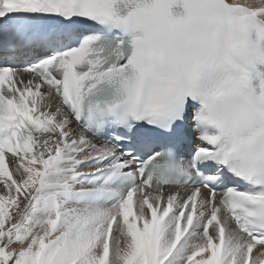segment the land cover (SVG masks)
I'll return each mask as SVG.
<instances>
[{"label":"snow or ice","instance_id":"1","mask_svg":"<svg viewBox=\"0 0 264 264\" xmlns=\"http://www.w3.org/2000/svg\"><path fill=\"white\" fill-rule=\"evenodd\" d=\"M0 264H264V0H0Z\"/></svg>","mask_w":264,"mask_h":264}]
</instances>
